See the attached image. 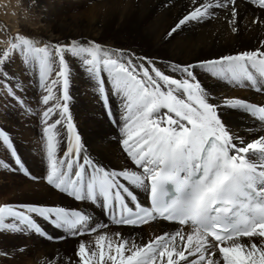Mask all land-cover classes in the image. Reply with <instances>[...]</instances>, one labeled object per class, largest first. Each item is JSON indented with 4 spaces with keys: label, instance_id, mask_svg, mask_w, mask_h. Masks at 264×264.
<instances>
[{
    "label": "snow or ice",
    "instance_id": "obj_1",
    "mask_svg": "<svg viewBox=\"0 0 264 264\" xmlns=\"http://www.w3.org/2000/svg\"><path fill=\"white\" fill-rule=\"evenodd\" d=\"M221 18L232 34L240 33L242 21L244 29H264V0H189L168 35ZM257 43L162 69L153 58L91 39L52 41L9 32L0 48V95L31 115L17 93L24 92L25 80L38 86L42 170L34 175L26 167L2 127L6 158L0 169L88 202L107 223L83 209L43 201L2 203L0 232L57 244L77 241L70 256L57 251L43 264H264V103L216 97L200 79L264 94V39ZM17 61L19 74L9 69ZM74 71L87 78L118 130L124 166L106 167L85 149L69 108ZM228 113L252 123L233 131ZM161 222L176 227L139 241L112 230ZM14 255L0 251V258Z\"/></svg>",
    "mask_w": 264,
    "mask_h": 264
},
{
    "label": "bare ground",
    "instance_id": "obj_2",
    "mask_svg": "<svg viewBox=\"0 0 264 264\" xmlns=\"http://www.w3.org/2000/svg\"><path fill=\"white\" fill-rule=\"evenodd\" d=\"M16 1L0 0V17H3L2 20L0 18V44H5L9 32L15 33L18 28L22 33L28 31L37 39L65 41L66 38H86L153 58L157 66L163 69L168 62L190 63L218 54L251 50L259 46L258 40L264 39V29H244L243 21L240 33L232 34L223 18L203 24L185 25L169 36L170 29L185 14L189 0H23L24 8L30 15L18 13L14 5ZM256 14L259 15L258 12ZM246 17L252 18L251 9L247 11ZM5 27L8 31H5ZM106 36L114 37L122 44L115 46L111 41H102ZM9 69L19 74V61L10 65ZM73 75L69 108L85 149L106 167L124 166L121 147L117 142L118 130L106 117L87 78L75 71ZM200 79L205 86L211 87L216 97L247 98L250 102L264 103V94L255 90L215 83L204 75ZM24 83V92L17 94L23 96L33 113H23L13 101L5 100L0 95V123L14 137L26 167L34 175H39L42 170L41 126L36 115L40 110L37 104L39 88L35 83L29 84L28 80ZM113 111L118 113L115 102ZM227 122L233 131H240L252 123L240 113H228ZM65 139L66 136L61 147H66ZM5 158V153L0 150V159ZM1 194L5 197L0 204L43 201L71 209H83L107 223V218L101 216L100 210L90 207L88 202L75 201L49 189L44 183H33L21 174L3 169H0ZM139 199H145L142 192ZM44 227L49 233L55 234V229L50 225L44 224ZM175 227L161 222L152 227L144 226L143 229L114 226L112 230L122 231L125 236L135 237L139 241L141 236L147 240L153 231L159 234L161 231H172ZM0 239L4 240L0 242V251L15 252L14 256L7 259L0 258V264H43L46 258L57 251L62 256H70L77 243L68 239L57 244L35 236L3 232H0ZM21 247L25 251H15Z\"/></svg>",
    "mask_w": 264,
    "mask_h": 264
},
{
    "label": "rangeland",
    "instance_id": "obj_3",
    "mask_svg": "<svg viewBox=\"0 0 264 264\" xmlns=\"http://www.w3.org/2000/svg\"><path fill=\"white\" fill-rule=\"evenodd\" d=\"M17 3V4H16ZM16 3L14 4L15 5V7H16V11L18 12V13H22V14H26V15H28L29 13L27 12V9H25L24 8V5H23V0H18V1H16ZM20 5V6H19ZM25 10H26V12H25ZM30 15V14H29ZM1 18V20H2V18L3 17H0ZM4 21V20H3ZM20 30V28H18V30H16L15 31V33H21V34H24V35H27V36H30V37H32V35H30L29 33H28V31L27 32H25V33H22L21 31H19ZM110 36H106V37H104L103 39H102V41H104V42H108V41H111V42H113L114 43V45L115 46H120L122 43H120L119 42V40L118 39H116V38H110ZM6 46V44H4V43H2V44H0V48H3V47H5ZM0 127H2L3 128V126H2V124L0 123ZM66 140V139H65ZM5 196L4 195H0V201L1 200H3V198H4ZM4 240H2V239H0V242H3Z\"/></svg>",
    "mask_w": 264,
    "mask_h": 264
}]
</instances>
